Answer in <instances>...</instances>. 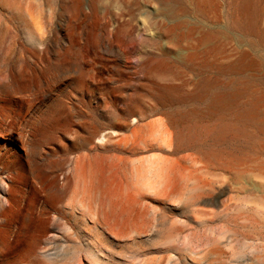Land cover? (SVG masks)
I'll use <instances>...</instances> for the list:
<instances>
[{
  "label": "rangeland",
  "instance_id": "obj_1",
  "mask_svg": "<svg viewBox=\"0 0 264 264\" xmlns=\"http://www.w3.org/2000/svg\"><path fill=\"white\" fill-rule=\"evenodd\" d=\"M254 1L256 20L249 31L230 23L233 0H0V53L19 52L0 54V87L11 79H44L41 71L59 62L71 69L76 62L83 76L78 86H63L47 101L38 95L32 112L26 98L14 95L9 101L0 88L4 261L264 264V136L247 141L226 133L223 141H215L207 134L215 115L188 98L201 82L222 90L240 77L231 67L240 60L244 68L247 64L245 73L264 79V0ZM33 50L44 52L38 57ZM7 60L14 61L10 67ZM160 85L172 88L178 99L160 96L170 92ZM262 93L264 85L252 87V94ZM56 99L64 106L41 126L46 107ZM259 107L264 115V103ZM117 110L129 118L128 127L115 126ZM175 110L184 114L182 132H192L195 139L172 153L153 131ZM148 121L152 129L145 126ZM85 126L119 132L89 149H71L62 161ZM129 128L144 135L149 146L127 152ZM156 159L178 166L166 189L146 167ZM50 161L63 162V174L58 172L54 184L48 178L31 185L30 170L39 167L49 175ZM91 183L98 191H89ZM143 183H152L150 189ZM136 189L142 196H135ZM164 191L174 194L164 200ZM31 200L32 219L43 216L45 227L30 225L22 232ZM127 216L132 220L125 221ZM174 225L177 231L170 229ZM39 231L44 232L37 247L25 256Z\"/></svg>",
  "mask_w": 264,
  "mask_h": 264
},
{
  "label": "bare ground",
  "instance_id": "obj_2",
  "mask_svg": "<svg viewBox=\"0 0 264 264\" xmlns=\"http://www.w3.org/2000/svg\"><path fill=\"white\" fill-rule=\"evenodd\" d=\"M233 5H234L233 12H235V14L231 16L230 23L235 28H238L240 30L246 29L252 31L256 20L255 1L233 0ZM2 52L1 53L4 54L5 57H8L10 54L19 55V52L15 49H4V51ZM40 52H42L41 53L42 55L44 51L42 50ZM40 52L35 50L34 54L39 57ZM13 62L14 61L12 60H7L5 65L7 64V66L10 67V65ZM243 63L244 62L240 60L238 62H235L231 66L233 69L237 68L236 71L240 74V77L233 78L228 84L221 87L222 90H220L219 87L211 85L210 82L204 81L201 82L197 86L196 90L188 96L189 99L191 98L195 100L197 99L199 103L205 105L206 107L205 110L209 115L212 116L215 115L214 124L212 128L207 131V134L210 135L215 141H223L225 138L224 135L226 133H232V136L235 139L244 138L247 141H251V140L256 141L259 138H261V136H264V115H261L260 107H259L261 104L264 103V94L263 93L257 95L252 94V87L258 85H264V79L254 76L252 74L245 73L247 72L246 71L247 64L245 66L246 68L245 70V68L242 65ZM73 65L74 66L71 69L68 68L67 66H64L61 62L56 64L53 63L51 65H48L46 68H44L41 71L42 74L47 75L44 77L42 76L44 79H42L40 76H34L35 81H33V83L24 82L22 79L20 80L11 79L9 83L3 84L0 87L2 88L1 91H4L6 93L5 95H8L9 101L14 100L15 98L14 95H18L19 96L18 99L26 98L28 101L27 111L31 110L32 112L33 111L32 109L37 111V108H35V106L37 105L35 101L38 95H41L39 101H47L51 98L52 95H54L55 92H61V88L63 86H69L70 84H73L74 86H78L82 82L83 76L80 67L76 62H74ZM8 73L10 75H14V72L12 70L8 71ZM159 87L162 89L170 90V92L168 93L166 92L160 93V96L162 97L166 96L171 101H176L178 99L171 92L172 88H167L164 85H160ZM224 87L226 88V90L228 89V91H224L225 89ZM24 92H28L29 96L25 95ZM240 98L241 99L244 98V100L242 101V103L240 102L241 106L236 108V106H234L233 103H235V101ZM50 102H51L50 105L46 107V114L43 118V121L41 122V126L43 125V127L45 126L46 123H51L53 120V113H55L57 110H59L64 106L63 101L61 99L50 100ZM111 104L114 106L113 101L111 102ZM115 112L118 117V124L115 126L121 129L128 127L129 118L126 121L122 113H120L118 110ZM183 115L184 114L178 110H175L172 113L167 114L165 120H161L159 124L157 123L159 125L157 126L158 129L153 131L154 134L158 135L157 142H159L161 146L166 148L172 146L171 148L172 153L177 152L178 147L185 145L191 146L194 143L195 136L193 135V133L189 132L185 134L182 132L180 128L179 124ZM129 117H131V115H129ZM145 126L152 129L153 125L152 122L148 121L146 122ZM102 130L103 129H100L98 127L89 128L88 126H85V134L79 136L75 142L69 145L70 150L65 152V157L64 160L62 159V161H66L69 159L71 149L72 150H75L76 148L89 149V146L91 144H94L95 141L110 139L113 133L119 132V131L116 132V129L106 133L105 131L102 132ZM128 140L130 142L128 144V148L126 149V151L130 153H136L137 150H143L147 146H149V144L147 143V139L144 135H141L139 137L137 136L135 128L130 129ZM158 160L156 159L153 161H148L146 167L148 168V172H155V175L157 176L158 179L157 183L160 186H162V189H166L171 183V178L169 177L170 173L174 172L178 168V166L177 164L168 165L163 160L161 161ZM62 164L63 162L61 163V161L60 162L50 161L49 164H46L47 168L49 169V175L46 174V171L44 173L39 167L35 166L36 167L35 169L30 170L29 172L30 176L28 175V178H32L35 180V182L32 181L30 184L33 186H35L36 183L43 184L46 182L48 178H49V183L54 184L53 181L54 177L58 174V172L62 173L61 172ZM76 167L77 166L75 165V168ZM80 168H81V172L84 173L85 171L84 165ZM133 172L135 174H138L139 167L133 168ZM27 180L28 179H26V182H28ZM151 184L152 183H143L142 188H144L145 190H149ZM90 190L98 191V186L96 187V185L94 186V184L91 183L89 191ZM136 190L137 191L134 192L135 196L136 195L142 196L143 193L139 189ZM165 191L163 192L164 194L163 193L160 194V197L164 198V200L169 199L170 196L174 194L173 191L166 193ZM110 196L111 195H109V197ZM33 210H34V203L33 200H31L27 204V209L22 219V232H24L26 228H28L30 225H34V227L37 229L40 228L41 230H44L46 218L41 216L38 219L33 220L32 219ZM7 214L9 215V213H6L4 217H6ZM42 214L44 215V213ZM131 220H132L131 217L127 216V219L125 221H131ZM170 229L172 231L178 230V228L175 225L171 226ZM43 232L44 231L42 232L39 231V233L35 234L34 237L27 243V248L24 254L25 256L32 255V253L34 252L35 248L39 243V237L42 235ZM2 251L3 250L0 251L2 257L0 258V264H17L16 260L4 261V254ZM254 258L258 260L260 256L255 255Z\"/></svg>",
  "mask_w": 264,
  "mask_h": 264
}]
</instances>
